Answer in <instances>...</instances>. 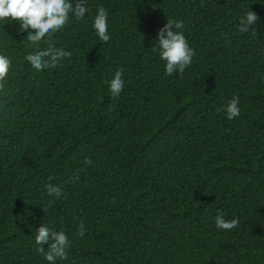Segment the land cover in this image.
Listing matches in <instances>:
<instances>
[{
  "label": "trees",
  "instance_id": "trees-1",
  "mask_svg": "<svg viewBox=\"0 0 264 264\" xmlns=\"http://www.w3.org/2000/svg\"><path fill=\"white\" fill-rule=\"evenodd\" d=\"M87 6L52 37L72 53L54 69L31 67L18 21L0 24L12 61L0 89V264H47L34 242L42 222L69 237L58 264H264V0ZM98 6L107 44L92 28ZM250 9L258 20L241 33ZM167 18L195 50L183 74L167 76L151 49ZM121 68L113 97L106 82ZM234 96L240 116L228 120ZM221 212L238 226L217 229Z\"/></svg>",
  "mask_w": 264,
  "mask_h": 264
},
{
  "label": "clouds",
  "instance_id": "clouds-1",
  "mask_svg": "<svg viewBox=\"0 0 264 264\" xmlns=\"http://www.w3.org/2000/svg\"><path fill=\"white\" fill-rule=\"evenodd\" d=\"M90 12L87 0H0V24H11L19 22L21 33H27L24 43L34 50L26 55L25 59L36 71L54 69L60 63L72 55L64 48H57L52 42L54 34L60 32L70 17L81 21L88 18ZM258 20V16L251 9L239 17L238 28L241 33L250 32V27ZM109 13L103 6H98L96 14L92 18V28L98 39L107 44L111 35L109 32ZM185 25L182 20L167 18L166 24L159 29L155 44L151 48L158 52L159 59L164 63V71L167 76L175 73L183 74L192 64L195 50L190 47L184 34ZM43 40L48 46L41 48ZM11 59L0 53V89L4 87L10 68ZM124 70L121 68L114 76L107 81L108 90L113 97H118L125 87L123 77ZM224 112L228 120L240 116L239 97H233L224 106ZM76 177L75 179H78ZM53 177H49L51 181ZM45 191L48 197L55 200L62 199L64 192L59 185L51 182L46 183ZM239 220L232 218L225 219L224 214L218 213L215 217V226L221 231H229L236 228ZM77 235L80 238L85 236V226L80 224ZM36 251L41 254L47 264H58V261L67 259V249L70 247V240L63 230L57 231L47 223L42 222L36 228L34 237Z\"/></svg>",
  "mask_w": 264,
  "mask_h": 264
}]
</instances>
